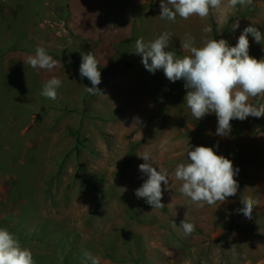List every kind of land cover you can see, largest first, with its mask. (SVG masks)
<instances>
[{"label": "rangeland", "instance_id": "rangeland-1", "mask_svg": "<svg viewBox=\"0 0 264 264\" xmlns=\"http://www.w3.org/2000/svg\"><path fill=\"white\" fill-rule=\"evenodd\" d=\"M227 5L204 19L169 20L168 50L187 55L186 36L197 47L213 38L235 46L250 25L264 36V0ZM155 13L161 0H0V227L32 252L33 264H85V251L100 264H264V116L233 119L221 137L214 113L191 115L183 79L169 80V107L157 113L135 92L124 97L127 84H164L165 74L133 52L139 22ZM248 40L249 55L264 59V41ZM38 45L57 67L24 63ZM82 52L100 67L96 95L80 76ZM53 76L62 81L56 100L41 95ZM249 103L259 107L264 96ZM200 145L237 170V194L223 203L199 207L178 191L175 168ZM145 151L168 170L160 208L135 195L147 179L139 169ZM241 198L258 201L251 218ZM185 217L195 225L190 235L180 226Z\"/></svg>", "mask_w": 264, "mask_h": 264}, {"label": "clouds", "instance_id": "clouds-1", "mask_svg": "<svg viewBox=\"0 0 264 264\" xmlns=\"http://www.w3.org/2000/svg\"><path fill=\"white\" fill-rule=\"evenodd\" d=\"M252 2L228 0L227 6L235 8L237 4L251 5ZM221 3L222 0H161L162 11L159 16L173 22L177 15L185 20L191 16L204 19L210 9H220ZM204 31L210 32L211 29L206 27ZM249 33L256 42L264 41L261 31L254 25L243 30L235 46H229L226 39L213 38L197 47L194 39L186 36L181 40V48L188 54L177 57L173 51L168 50L172 34L163 32L147 43L143 38H138L133 52L142 56V63L148 71L155 73L162 69L171 82L183 79L188 89L185 103L191 115L200 120L206 114L214 113L218 121L216 134L224 137L231 131V120L243 121L249 116H264V103L259 107L249 103L250 98L264 96V59L249 55ZM81 56L80 76L91 82L92 86L86 87L87 93L96 95L101 92L97 87L101 83L98 61L92 52H82ZM24 63L33 69L49 71L58 66V61L39 45L35 54L29 55ZM61 86L62 81L53 76L43 84L41 95L56 100L57 90ZM138 155L146 161L139 165V169L147 179L135 190V195L153 208L163 207L162 184L169 187L168 170L162 167L158 169L150 163L152 155L149 151ZM187 157L188 162L178 164L174 171L175 180L182 181L178 188L182 195L203 207L205 204L223 203L237 194V170L230 159L204 145L190 148ZM241 202L244 207L240 211L251 218L254 204L258 201L241 198ZM180 226L185 235L195 230V225L188 222L186 217ZM83 256L85 264H100L99 258L89 251H85ZM0 264H33L32 252L22 247L15 234L4 227H0Z\"/></svg>", "mask_w": 264, "mask_h": 264}, {"label": "crops", "instance_id": "crops-1", "mask_svg": "<svg viewBox=\"0 0 264 264\" xmlns=\"http://www.w3.org/2000/svg\"><path fill=\"white\" fill-rule=\"evenodd\" d=\"M160 14L161 13H155V15L151 16L152 18L139 22L140 29L138 30V37L141 35L145 42H149L157 38V36L163 32L169 33V20L166 18L161 19L159 16ZM144 25H147L148 29H142ZM134 54L136 53L134 52ZM137 56L138 55H136L135 57L138 58ZM140 61L142 62V60ZM159 71H161V73H164L162 69H160ZM163 83L164 84L158 85L154 82H143V84L139 85V87H137L136 84H127V87L125 88L126 95L124 94V97L129 98V91L133 92V94L135 92L137 93L139 98L142 97L147 101V106L149 108H155V113H157V108L169 107V79L167 77L164 78ZM258 164L260 165V163ZM263 166L264 163L260 165V167ZM251 169H253V167H251Z\"/></svg>", "mask_w": 264, "mask_h": 264}, {"label": "trees", "instance_id": "trees-1", "mask_svg": "<svg viewBox=\"0 0 264 264\" xmlns=\"http://www.w3.org/2000/svg\"><path fill=\"white\" fill-rule=\"evenodd\" d=\"M152 5V4H151ZM152 9V8H151ZM151 11V10H150Z\"/></svg>", "mask_w": 264, "mask_h": 264}, {"label": "bare ground", "instance_id": "bare-ground-1", "mask_svg": "<svg viewBox=\"0 0 264 264\" xmlns=\"http://www.w3.org/2000/svg\"><path fill=\"white\" fill-rule=\"evenodd\" d=\"M260 165H261V163H260Z\"/></svg>", "mask_w": 264, "mask_h": 264}]
</instances>
